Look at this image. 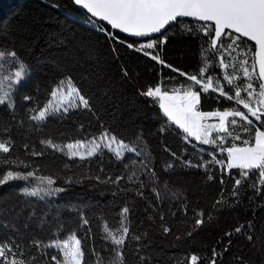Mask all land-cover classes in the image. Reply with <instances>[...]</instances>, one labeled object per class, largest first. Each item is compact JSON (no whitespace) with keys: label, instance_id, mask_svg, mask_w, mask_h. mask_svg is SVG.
<instances>
[{"label":"trees","instance_id":"1","mask_svg":"<svg viewBox=\"0 0 264 264\" xmlns=\"http://www.w3.org/2000/svg\"><path fill=\"white\" fill-rule=\"evenodd\" d=\"M87 18L71 0H0V49L14 50L28 72L12 95L13 107L0 105V140L12 142L10 152L0 156L29 165H3L0 170L34 172L27 180L0 185V241H15L39 257V264H55L51 257L60 259L59 251H37L34 243L46 245L74 233L81 241L82 264H96L95 253L106 260L114 256L116 246L103 228L107 224L114 232L119 229L121 211L127 207L130 236L123 249L125 264H190L193 254L199 258L197 264H210L214 249L216 264H264V185L258 184L256 170L242 178L240 169H227V152L222 151L234 144L243 147L245 140L254 142L255 129L264 131V124L253 117H249L253 125L229 117L237 121L227 125L232 135L212 132L215 142L204 144L169 121L157 98L143 94L157 86L168 92L191 87L200 95L201 112L246 113L235 99L239 83L229 84L225 75L233 73L235 53L253 61L254 45L240 39V47L233 51L228 48L231 39L223 36L212 48L214 31L205 35L203 23L180 20L150 39L157 42L154 49L136 51L143 41L118 33H113L118 39H111L98 30L102 24H87ZM157 54L163 64L151 58ZM201 68H206L203 82L212 77L216 91L203 92L201 85L188 79L200 78ZM66 77L89 98L90 109L77 107L52 113L43 121L30 119ZM220 88L233 99L221 96ZM105 131L135 152L118 159L103 148L81 160L41 143L86 141ZM219 137H224L223 143ZM169 164L173 167L166 170ZM38 176L51 177V187L63 191L45 199L37 197L42 194L28 195L31 187L41 184ZM117 177H121L118 183L109 182ZM237 179H242L239 186ZM197 219H203L199 226ZM241 225L244 229L236 233ZM141 256L147 259L142 262Z\"/></svg>","mask_w":264,"mask_h":264},{"label":"snow or ice","instance_id":"2","mask_svg":"<svg viewBox=\"0 0 264 264\" xmlns=\"http://www.w3.org/2000/svg\"><path fill=\"white\" fill-rule=\"evenodd\" d=\"M74 3L90 14L84 21L85 23L95 25L96 21L106 22L111 29L119 30L122 33L135 37H147L153 33L163 34L162 29H166L167 25L176 22L178 18H192L196 21L205 22L202 25L205 35H209L211 31H214L215 35L211 38L212 48L218 47V42L221 41L223 36H228L231 39L232 42L228 45V48H231L233 51L240 47L239 41L241 38H247L248 41L254 42L255 51L252 53V70L250 71L245 66L247 64L246 59L239 63L244 77L250 81L258 67L257 79L261 81L258 85L259 91L256 92L253 89V84L250 82L242 89L247 92V99L241 98L240 88H237L235 92L236 102L243 105V108L247 110L246 113L235 109L222 112L198 111L200 95L197 91H193L191 87L184 89L182 92L180 89H174L170 94L168 91H163L161 87L157 86L149 88L143 94L157 98L160 108L169 121L178 125L188 136L194 137L197 141L204 144L215 142L210 139V134L213 131L225 132L228 135H232L227 125L229 123L236 125L237 121L236 119L229 121V117H239L247 125H253V120L249 118L253 117L256 121L264 124V0H74ZM92 18H95V20ZM210 25L214 27H210ZM98 30L105 32L111 39H118V37H115L112 32L107 31L102 25ZM188 31H191V29H188ZM156 45L157 42L152 41L142 44L139 48H136V51L154 49ZM127 46L132 48L133 44L129 43ZM144 55L148 56L150 53L145 51ZM151 58L161 64L164 63L158 54L151 55ZM0 61L11 62L13 66L18 65V69L13 71L12 68L6 69L5 63H0V73H3V75H0V80L7 81V83L0 87V105L7 103L8 107L11 108L13 107L11 93L15 90V84L23 79L27 69L14 50L0 49ZM221 65L222 67H227L223 60H221ZM173 70L176 71V69ZM205 71L206 68H201L199 73L200 78L197 75H189L188 79L193 84L201 85L203 92H208L210 88L216 91L217 88L213 87L212 77H208L206 83L203 82ZM181 75H185V73L182 72ZM225 79L229 84H232L236 77L225 75ZM219 91L221 96H227V93L222 88ZM227 98L233 99L231 96H227ZM25 99H30V97H25ZM253 103H255V107ZM77 107L90 109V100L82 93L72 78L66 77L58 82L52 89L47 103L42 108L36 109L30 119L43 121L52 113L60 111L68 112L70 109ZM209 117H219V123H206ZM244 130L248 131L249 129L245 128ZM235 138L239 139V136ZM99 139L101 141L99 143L95 139L84 143L76 141L64 147L68 150L67 154L69 158L79 157L81 160L94 156L104 147H107L110 151H114L118 159L123 158L124 151L135 152L134 147L125 144L122 140H118L117 137L107 131L101 133ZM218 139L223 143L224 137H219ZM253 141H243V147L234 144L232 147L222 149V151L227 152L228 157L225 167L227 169H240L242 178L248 177L253 170H256L259 173L258 184L264 185V131L256 128ZM41 143L53 147L58 151L62 150L59 146L53 144L51 140L42 141ZM11 147L12 142L10 140H0V153H9ZM32 154L41 155V153L36 152ZM216 163L223 162L216 161ZM10 164H16L17 167L23 164L24 167H29L23 161H13L0 156V166ZM172 167L173 165L169 164L166 170ZM152 175L154 177L155 173ZM33 176V171L22 173L14 170H0V185L13 180H27ZM36 179L41 184L47 185V187L28 192V195H39L41 191L47 194L63 191V189L51 187L54 184V180L51 177L38 176ZM97 179L99 178L97 177ZM120 179L121 177H117L115 180L109 182L118 183ZM209 179L211 180L212 177L209 176ZM235 183L236 186H239L242 183V179H237ZM165 188H167L166 185ZM153 192L156 193L157 199H161V193L158 189L153 188ZM257 192H260V188L258 187ZM137 194L143 196L142 192H138ZM233 195H235V192H233ZM129 211L130 209L127 207L122 209L120 227L115 232L107 224L104 225L103 230L106 233V238H110L112 244L116 247L112 249L114 256L107 260L99 253H95L97 257L96 264H125L123 249L127 238L130 236V228L127 223ZM197 215L202 217L203 213H198ZM84 223H87V220ZM195 223L199 226L203 223V219H197ZM248 226L251 227V224L249 223ZM162 227L164 233H169L170 229L168 227ZM243 229L244 225H241L234 231L240 233ZM226 235L231 236L232 233H226ZM132 238L137 241L141 239L139 236ZM248 239L251 241L252 237L249 236ZM34 247L37 251L42 248L58 249L59 253L62 254V258L58 259L56 255H53L51 260L55 264H82L83 251L81 241L74 233L69 235L67 239L55 240L46 245L41 242H35ZM216 256L217 253L214 249L210 264H216ZM140 259L143 262L147 258L141 256ZM198 259L193 254L190 264H197ZM39 261V257L29 255L15 241H0V264H39ZM178 264H182V262H178Z\"/></svg>","mask_w":264,"mask_h":264},{"label":"rangeland","instance_id":"3","mask_svg":"<svg viewBox=\"0 0 264 264\" xmlns=\"http://www.w3.org/2000/svg\"><path fill=\"white\" fill-rule=\"evenodd\" d=\"M238 56V57H237ZM235 57H237L236 59H235ZM247 60V64L245 65L246 67H248L249 68V70L251 71L252 70V64H253V61H249L248 59H247V56H244V54L242 53V54H238V53H235V56H234V60H233V62H232V64L230 65V67L233 69V73H231V74H226V75H230V76H235L236 77V79H234L233 80V83H234V85H237L238 83V85H239V88L241 89V97L242 98H244V99H247L248 98V94H247V92H245V91H243L242 89L248 84V83H252L253 84V89H255V91L256 92H258L259 91V88H258V85L257 84H255V80H254V77L255 78H257L256 76V72L253 74V77H252V79H251V81L248 79V78H246V77H244V75H243V71H242V68H241V65H240V61H242V60ZM0 63H5V68L7 69V68H12V70L13 71H15V70H17L18 69V65H16V66H13L12 64H11V62H2V61H0ZM234 63V64H233ZM0 75H3V73H0ZM27 76H28V72H26V74L24 75V77H23V79H21L17 84H15V89L22 83V82H24L26 79H27ZM225 81L227 82V80L225 79ZM5 83H7V81H3V80H0V87H2ZM260 82L258 81V84H259ZM15 91V90H14ZM14 91H12V93H11V97H12V95H13V93H14ZM251 91V90H250ZM170 94L172 93V92H169ZM5 104H7V103H5ZM253 106L255 107L256 105H255V103H253ZM162 110V109H161ZM199 111V110H198ZM162 112H163V110H162ZM164 113V112H163ZM206 123H208V124H218L219 123V117H209L208 119H207V121H206ZM176 125V124H175ZM178 126V125H177ZM179 127V126H178ZM183 130V129H182ZM184 132V131H183ZM213 132H216V131H213ZM104 133V132H103ZM185 133V132H184ZM186 134V136L187 137H190V136H188L187 135V133H185ZM100 136H101V134L100 135H98V136H96V137H94V138H91V139H89V140H86V141H80V142H82V143H84V142H90V141H92V140H96L98 143L99 142H101L100 141ZM190 138H192V139H194L195 141H197L194 137H190ZM76 141H74V142H69V143H75ZM197 142H200V141H197ZM69 143H65L64 145H57V146H59L62 150H60L61 152H63L68 158H69V155L67 154L68 153V150H67V148L66 147H64L65 145H67V144H69ZM49 147V146H48ZM49 148H51V149H55V148H53V147H49ZM105 149H107V150H109L107 147H104ZM113 148H115V146H113ZM103 149V148H102ZM110 151V150H109ZM99 152V151H98ZM113 154H114V151H111ZM127 153H132V152H127V151H124V153H123V156L125 155V154H127ZM72 158H77V159H79V157H72ZM89 158V157H88ZM228 158V157H227ZM35 187H31V189L28 191V192H31V191H33V190H39V189H43V188H45V186H47V185H45V184H35L34 185ZM45 192H43V191H41L40 192V194H42V195H39V196H37V197H39L40 199H45V198H47V197H55L57 194L56 193H58V192H56V193H52V194H44ZM44 194V195H43ZM56 194V195H55ZM69 237V236H68ZM67 237V238H68ZM66 238V239H67ZM54 249H56V248H54ZM56 250H58V249H56ZM59 251V250H58ZM60 258H62V254L60 253Z\"/></svg>","mask_w":264,"mask_h":264},{"label":"water","instance_id":"4","mask_svg":"<svg viewBox=\"0 0 264 264\" xmlns=\"http://www.w3.org/2000/svg\"><path fill=\"white\" fill-rule=\"evenodd\" d=\"M71 2L73 3V5H74L78 10H80L82 13H84L85 15H87V16L89 17L90 14H88V13L86 12V10H84L82 7L76 5V4L74 3V0H71ZM92 19L95 20V18H92ZM180 20H182V21H191V22H196V23H203V24L205 23V22L196 21V20H194V19H192V18H178L177 21H180ZM177 21H176V22H177ZM96 22H98V23H100V24H102V25L108 27V28L110 29V32L121 34L122 36H124V37H126V38H129V39H132V40H134V41H146V40L154 39V38L158 37L159 35H161V33H153V34H150V35L147 36V37H135V36H131V35L126 34V33H122V32H120L119 30L111 29V27H110L109 25H107L106 22H100V21H96ZM174 23H175V22H172V23H170V25H167V26H166V29H167L168 27H170V26H171L172 24H174ZM166 29H162V33H163ZM214 35H215V33H213V37H214ZM233 35H235V34H233ZM241 39H243V40H245V41H248L247 38H241ZM248 42L251 43L252 45H254V42H252V41H248ZM218 43H219V42H218ZM254 51H255V45H254ZM256 75L258 76V67H257V69H256ZM259 82L261 83V81H259Z\"/></svg>","mask_w":264,"mask_h":264},{"label":"built area","instance_id":"5","mask_svg":"<svg viewBox=\"0 0 264 264\" xmlns=\"http://www.w3.org/2000/svg\"><path fill=\"white\" fill-rule=\"evenodd\" d=\"M149 42H152V40H146V41H143V42H141V43L139 44L138 47H140L142 44H146V43H149ZM200 143H202V142H200Z\"/></svg>","mask_w":264,"mask_h":264}]
</instances>
